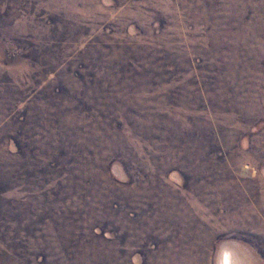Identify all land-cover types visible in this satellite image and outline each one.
Listing matches in <instances>:
<instances>
[{"label": "rangeland", "instance_id": "obj_1", "mask_svg": "<svg viewBox=\"0 0 264 264\" xmlns=\"http://www.w3.org/2000/svg\"><path fill=\"white\" fill-rule=\"evenodd\" d=\"M0 264H264V0H0Z\"/></svg>", "mask_w": 264, "mask_h": 264}]
</instances>
